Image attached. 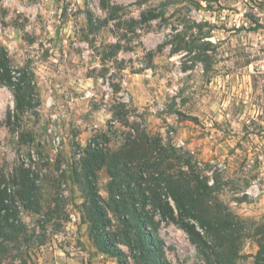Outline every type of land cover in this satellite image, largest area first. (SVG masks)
<instances>
[{
    "label": "rangeland",
    "instance_id": "1",
    "mask_svg": "<svg viewBox=\"0 0 264 264\" xmlns=\"http://www.w3.org/2000/svg\"><path fill=\"white\" fill-rule=\"evenodd\" d=\"M0 47L35 87L33 109L17 120L13 92L0 82L1 189L15 193L13 180L30 170L40 194L39 213L8 198L24 230L1 242L0 264H119L99 247L104 231L127 264L151 262L125 242L119 206L133 201L87 154L89 145L105 152L131 135L189 153L214 189L211 202L240 225L235 264H257L264 0H0ZM88 164L105 226L93 217ZM145 210L160 221L153 204ZM157 234L156 262L212 259L171 221H160Z\"/></svg>",
    "mask_w": 264,
    "mask_h": 264
},
{
    "label": "trees",
    "instance_id": "2",
    "mask_svg": "<svg viewBox=\"0 0 264 264\" xmlns=\"http://www.w3.org/2000/svg\"><path fill=\"white\" fill-rule=\"evenodd\" d=\"M29 75L26 69L15 71L7 50L0 47V82L13 92L17 120L33 109L35 87ZM87 154L91 160H96V165H106L109 176L115 182L119 181L117 185L111 183L114 186L112 189L133 201L119 206V211H124L122 225L125 242L133 252H139L141 258H150L148 261L151 262L147 264H164L152 259L160 251L161 240L157 234L160 221L176 224L204 254L210 252L212 259L207 257V264H235L239 256L240 225L234 224L230 214H225L211 202L214 189L209 186L208 177L195 171L188 152L163 145L160 139L152 141L145 135L139 138L131 135L120 146L105 152H101L95 144L89 145ZM135 160L140 162L132 166ZM86 171L93 217L105 226L107 215L103 211L95 180L90 179L95 178L96 173L92 164L86 166ZM38 178L39 175L24 170L13 180L17 186L15 193L7 187L1 189L0 184V244L24 230L23 225L12 219L18 217L20 211L12 209L7 203L9 197L13 201L17 197L25 210L39 213L36 201L40 196L36 187ZM149 203L159 212L160 221L146 212ZM259 234L264 240V231L259 230ZM210 237L213 242L209 244ZM98 243L102 252L116 257L119 264H127L125 253L114 246L110 233H99ZM257 264H264V244H260Z\"/></svg>",
    "mask_w": 264,
    "mask_h": 264
}]
</instances>
